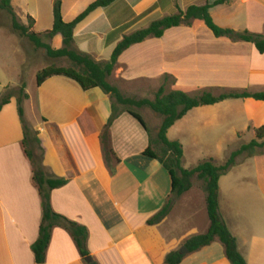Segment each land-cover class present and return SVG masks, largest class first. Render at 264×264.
<instances>
[{"label": "crops", "instance_id": "0c3cea01", "mask_svg": "<svg viewBox=\"0 0 264 264\" xmlns=\"http://www.w3.org/2000/svg\"><path fill=\"white\" fill-rule=\"evenodd\" d=\"M53 1L12 0L11 5L21 23H26V16L31 17V31L42 34L52 28ZM80 1L62 0L64 22H71L95 0H88L81 10H76ZM206 2L195 0L192 4L201 6ZM157 3L158 7L147 16L156 13L162 18L186 8L182 0H133L127 7L131 19ZM116 4L97 9L74 30L76 50L97 62L108 61L115 48L116 42L104 44V40L121 27ZM224 7L229 10L221 9ZM215 10H220L216 14L220 22L213 16ZM210 16L223 28L264 33V0H230L212 8ZM47 43L53 50L62 48L59 35ZM29 60L35 62L36 57L24 55L14 80L4 81L0 77V96L7 88L16 89L24 84L28 98L22 104L23 120L39 140L40 151H36L42 154L43 166L51 177L67 181L65 186L51 191V208L87 229L91 261L165 264L168 255L180 253L189 239L207 232L209 220L202 187L192 180L188 192L172 197L168 173L157 161L142 156L160 121L153 131L148 128V135L127 113L119 115L109 127V146L116 160L110 162V170L100 140L111 115L109 97L99 89L83 91L64 77H51L40 86L34 81L29 91L22 81L23 68ZM164 75L175 80L170 91L179 89L192 94L196 90L223 89L262 93L264 54H259L250 43L217 39L203 23L193 21L190 27L171 28L161 38L130 47L118 59L109 80L135 88L128 92L151 95L160 87ZM120 91L124 93L123 89ZM189 125L193 131L188 130ZM262 125L264 101L231 99L192 109L168 130L167 138L170 140L174 129L176 137L207 131L215 132L221 141L238 143L244 135L252 139L253 129ZM23 137L16 99L11 98L0 112V264H35L31 247L38 238L41 204L22 146ZM258 157L264 155L254 158ZM238 165L219 179V214L236 238L246 264H264V187L257 185L256 180L250 184L253 180L244 174L231 179L232 172L247 171L246 165ZM169 198L168 215L149 226L147 222ZM241 198H245L242 203L250 202L248 207L239 204ZM227 205L229 209L224 207ZM182 255L180 264H230L217 238L197 252ZM45 264L89 263L80 257L69 234L55 228Z\"/></svg>", "mask_w": 264, "mask_h": 264}, {"label": "trees", "instance_id": "16d2710c", "mask_svg": "<svg viewBox=\"0 0 264 264\" xmlns=\"http://www.w3.org/2000/svg\"><path fill=\"white\" fill-rule=\"evenodd\" d=\"M12 0H0V10L6 11L10 16L11 27L14 33L26 37L31 41L36 49L45 52L48 58L67 59L70 62L68 67L51 66L39 71L36 75V85L40 86L51 77H64L76 83L81 90L88 91L99 89L111 101V115L101 134V146L104 161L111 170L110 162L114 155L109 146V127L112 122L121 114L127 113L134 118L140 126L150 134L149 129L141 115L134 111L132 107H148L153 113L161 117L156 138L149 136V147L142 153V156L157 161L168 173L171 182V196L178 198L188 192L192 187V180L195 178L202 183V190L205 193V207L209 220V228L203 235L189 239L184 248L187 253H194L213 243L217 238L223 247L224 257L230 264H246L244 258L238 251L237 240L231 235L228 228L222 221L219 214V179L236 165V159L243 154L247 158H254L264 155V125L253 129L254 138L247 144L232 152L229 158L222 165H215L212 160L199 163L192 169H184L182 166L183 148L179 141H170L167 138L168 130L189 111L202 106H211L225 100L253 99L264 101V92L251 93L247 90H223L210 89L199 90L195 95H190L182 90L174 89L166 91V85L171 79L164 75L162 84L154 92L153 99L133 100L122 96L117 89L109 83L118 65L120 56L130 47L140 44L147 39L161 38L165 31L171 28L186 26L190 27L193 21H199L212 32L215 38H226L231 42H244L252 44L259 54H264V33H251L247 30L242 32L234 31L230 28L217 26L210 10L216 6L228 3L230 0H207L205 5H194L195 0H182L186 8L178 10L157 20H154L146 28L136 30L130 34L122 35L123 27L110 32L106 38V44L116 42L115 48L108 61L97 62L91 56L81 53L74 47V30L90 14L97 9H105L112 6L118 0H95L90 3L71 22H64L61 8L62 0H54L52 6L53 24L52 28L42 34H35L31 31L33 20L27 16L26 23L18 22L17 15L11 5ZM159 3L154 4L142 15L136 17L134 21L140 20L153 12ZM121 33V34H120ZM61 36L62 48L53 50L47 41L55 36ZM118 36H121L118 40ZM11 98L16 99L17 112L22 123L24 153L29 160L32 170V182L38 192L41 204V223L38 238L32 245L31 250L35 264H45L46 252L50 245L53 229L60 228L66 231L71 237L80 257H89L87 250L88 231L65 217L55 213L50 204V193L52 190L66 185L67 181L51 177L47 169L43 166L42 154L36 155V150L40 151L39 140L36 133L32 131L23 120V101L28 96L24 92V84H21L17 91L6 89L0 96V112L7 105ZM171 198L168 199L164 207L152 217L147 224L153 226L163 220L169 213ZM180 253H172L165 258V264H180L183 259ZM89 264H96L91 261Z\"/></svg>", "mask_w": 264, "mask_h": 264}, {"label": "rangeland", "instance_id": "374dc122", "mask_svg": "<svg viewBox=\"0 0 264 264\" xmlns=\"http://www.w3.org/2000/svg\"><path fill=\"white\" fill-rule=\"evenodd\" d=\"M18 2L19 4H22L24 1L22 2L18 1ZM87 2L88 0H81L77 5L76 10H81ZM132 2L133 0H123V1L118 0L116 2L117 4L115 9H119L117 11V14L119 15L117 20L121 24V28L123 27V30H121L122 35L130 34L136 30L146 28L150 25L152 21L159 19L161 17V15L159 14L152 13L151 15L145 18L134 21L133 19H131L130 17L131 13L127 8ZM221 9L229 10V8L227 7ZM218 11L220 10H215L213 16L214 18H216L217 22H220V17L217 18L216 15ZM17 20L18 22H21V20L18 17ZM25 21L27 22L26 18ZM221 22L224 23L223 21ZM107 36L105 37L104 44H106ZM24 55H28L30 57H33L34 55L36 57L35 62L33 60H29L26 67L23 68L22 81L23 83L26 84L29 91L33 89L35 84L34 81L39 71L51 66L68 67L70 65V62L67 59L57 60V59L48 58L43 50L36 49L33 43L29 41L26 37H22L14 33L11 27L10 16L6 13V11L0 10V77L2 80L4 81L14 80L15 74L17 73L19 64H21ZM109 83L115 89H117V91H119V93L122 96L126 98L133 100L153 99L154 93H151V95H148V93L138 95V93L135 94L133 92H128L134 90L135 89L134 87L119 85L118 82H116L115 80H111V81L109 80ZM161 84H162V80L160 86ZM174 84L173 81L170 79L166 85V91L169 92L172 85ZM18 88L16 89L12 88V89L14 91L15 90L17 91ZM121 89H123L124 93L120 91ZM198 91L199 90H196L190 95H195ZM132 109L138 112L143 117V119L147 124V127L150 128L152 131L154 126H156V124L159 121L161 122V117L153 113L148 107H142V108L132 107ZM234 119L237 120L236 118ZM188 130L193 131V126L189 125ZM174 131H176V129H174L170 133V140L176 141L177 139L175 138H180L179 140L181 142L180 141L179 142L184 150V161H182V166H184L185 169L195 167L197 166V164L206 160H212V162L215 165H222L229 158L232 152L239 149L242 145L249 143L254 138L253 136V138L250 139V136L244 135L242 141H239L238 143H234V141L219 140L218 137H216L215 132H212L210 134L207 131L206 132L195 131L194 134L195 136L193 134H190L189 132L188 133L186 132L184 133V135L180 137H176V135L175 136L173 135ZM156 134L157 133L152 132L153 139L156 138ZM227 145L228 147H226ZM39 153H40L39 151L38 152L36 151V155L39 156ZM236 162L237 164L239 163L238 166L246 165L244 167V170L247 171L245 173H241L240 171L232 172L231 179H236L239 175L243 176L244 174L247 177L248 176L251 177V179L253 180V182H251L250 184L253 185L254 181L256 180L257 185L264 187V157L248 159L247 155L243 154L242 156L236 159ZM193 182H195L197 187H202V184L199 181L197 182L195 178L193 179ZM241 197H244L243 194L241 195ZM244 199L245 198H241V200H239L240 202L239 204L248 207L250 202L242 203L245 201ZM224 207L229 209V205ZM231 212L233 213V211Z\"/></svg>", "mask_w": 264, "mask_h": 264}, {"label": "water", "instance_id": "95a60500", "mask_svg": "<svg viewBox=\"0 0 264 264\" xmlns=\"http://www.w3.org/2000/svg\"><path fill=\"white\" fill-rule=\"evenodd\" d=\"M187 251H186V249L185 248H183L182 250H181V254H185ZM84 261L86 262V263H90L91 262V258L90 257H86V258H84Z\"/></svg>", "mask_w": 264, "mask_h": 264}]
</instances>
